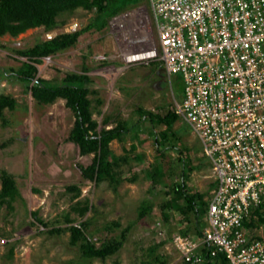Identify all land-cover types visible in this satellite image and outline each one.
Returning a JSON list of instances; mask_svg holds the SVG:
<instances>
[{
	"label": "rangeland",
	"instance_id": "obj_1",
	"mask_svg": "<svg viewBox=\"0 0 264 264\" xmlns=\"http://www.w3.org/2000/svg\"><path fill=\"white\" fill-rule=\"evenodd\" d=\"M132 1L123 10L133 13L123 33L108 23L101 30L86 29L96 8L77 7L60 12L49 28L0 38V95L15 101L0 115V174L9 173L18 192L1 203L0 239L5 241L0 243V264H184L173 237H193L194 218L179 222L182 214L170 210L165 220L163 204L173 198L182 203L174 189L183 180L188 193H200L207 201L214 175L200 140L175 111L184 93L181 75L168 77L159 61L129 66L121 60L120 50L130 49L119 38L123 34L147 33L156 41L149 1ZM73 23L77 31L83 30L77 42L31 62L37 65L35 79L58 85L71 73L88 76L94 130L123 126L125 131L109 143L115 156L125 157L113 167L114 181L84 175L94 153L80 154L69 139L76 115L66 99L40 102L29 89L35 79L26 82L16 75L29 60L19 51L44 41L47 32L63 33ZM169 111L178 117L168 127L158 116ZM146 203L150 209L141 217ZM199 224L205 227V212ZM72 226L95 247L120 244L104 258L84 256L83 239L71 242ZM248 233L264 235L263 229Z\"/></svg>",
	"mask_w": 264,
	"mask_h": 264
},
{
	"label": "built area",
	"instance_id": "obj_2",
	"mask_svg": "<svg viewBox=\"0 0 264 264\" xmlns=\"http://www.w3.org/2000/svg\"><path fill=\"white\" fill-rule=\"evenodd\" d=\"M148 1L156 41L123 34L130 49L120 50L121 60L159 61L168 77L181 75L175 111L200 140L214 175L201 235L176 234L175 248L184 264L220 254L225 264H264V235L252 237L244 225L264 201V0ZM132 15L122 11L108 25L122 31ZM75 31L73 23L63 33ZM56 35L47 32L45 40Z\"/></svg>",
	"mask_w": 264,
	"mask_h": 264
},
{
	"label": "trees",
	"instance_id": "obj_3",
	"mask_svg": "<svg viewBox=\"0 0 264 264\" xmlns=\"http://www.w3.org/2000/svg\"><path fill=\"white\" fill-rule=\"evenodd\" d=\"M132 2V0H0V36L9 34L12 37H16L29 28L39 26L49 28L60 12L77 7L85 9L95 7L97 11L95 18L87 25L86 29L95 28L101 30L107 25L108 20L112 16L122 12ZM82 32L83 30L57 34L50 40L40 41L27 50L19 51L21 55L26 56L29 60L21 65L16 75L23 81L31 82L35 79L37 72V68L31 62L37 63L41 56L55 53L75 44ZM88 81L89 78L84 73H71L58 85L36 78L29 89L40 102L49 103L57 97L66 99V105L71 107L76 115L75 126L70 133L69 139L78 145L80 154L94 153L92 163L83 169L84 175L99 180L110 178L114 181L113 167L119 159L125 160V157L115 156L109 149V143L112 139L118 138L122 132H125L124 127L121 126L119 128L116 126L100 132L94 130L96 122L91 118L89 100L87 99L89 89L86 83ZM14 106L15 101L13 98L7 95H0V115L4 107L13 108ZM177 117L178 115L175 112L169 111L162 117L158 116V120L169 127ZM166 134L165 132L161 133V137L166 138ZM154 141L157 144H161V140L156 136ZM149 176L152 177L151 174ZM0 178L1 207L2 202L7 198H13L18 192L13 177L9 173L2 171ZM174 190L181 196L182 203L173 198L163 204V208L167 209V211L164 210L162 212L164 219L168 220L170 218V210H175L182 214L183 218L179 222L185 221L188 223L192 216L194 218L193 233L200 236L203 229L199 224V217L201 212L204 213L206 211L207 201L203 200V195L200 193H188L184 180L175 184ZM147 203L140 209L139 215L141 217L150 209ZM32 214H35V212ZM244 225L248 229H263L264 232V201L252 212L251 217L244 222ZM260 237L257 236L255 238ZM80 238L84 241L81 244L82 253L88 257L104 258L113 253L120 244L108 243L101 247H95L83 236L79 227L72 226L71 242L75 243ZM225 262V258L220 254L215 260L205 256L201 264H225Z\"/></svg>",
	"mask_w": 264,
	"mask_h": 264
},
{
	"label": "crops",
	"instance_id": "obj_4",
	"mask_svg": "<svg viewBox=\"0 0 264 264\" xmlns=\"http://www.w3.org/2000/svg\"><path fill=\"white\" fill-rule=\"evenodd\" d=\"M6 35H9V34H4V35L0 36V38L5 37ZM194 236H195V235H194ZM196 236H197V235H196ZM214 264H217V263H214Z\"/></svg>",
	"mask_w": 264,
	"mask_h": 264
},
{
	"label": "clouds",
	"instance_id": "obj_5",
	"mask_svg": "<svg viewBox=\"0 0 264 264\" xmlns=\"http://www.w3.org/2000/svg\"><path fill=\"white\" fill-rule=\"evenodd\" d=\"M73 33V32H72Z\"/></svg>",
	"mask_w": 264,
	"mask_h": 264
}]
</instances>
